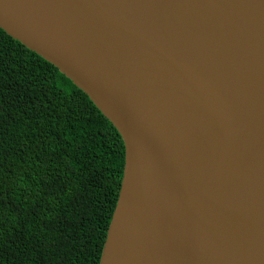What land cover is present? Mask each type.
Returning <instances> with one entry per match:
<instances>
[{
    "label": "water",
    "instance_id": "water-1",
    "mask_svg": "<svg viewBox=\"0 0 264 264\" xmlns=\"http://www.w3.org/2000/svg\"><path fill=\"white\" fill-rule=\"evenodd\" d=\"M124 144L98 264H264V0H0Z\"/></svg>",
    "mask_w": 264,
    "mask_h": 264
},
{
    "label": "trees",
    "instance_id": "trees-1",
    "mask_svg": "<svg viewBox=\"0 0 264 264\" xmlns=\"http://www.w3.org/2000/svg\"><path fill=\"white\" fill-rule=\"evenodd\" d=\"M123 165L89 97L0 28V264H98Z\"/></svg>",
    "mask_w": 264,
    "mask_h": 264
}]
</instances>
